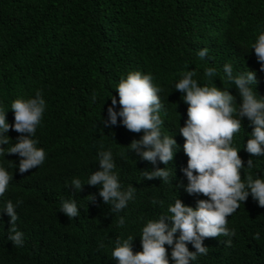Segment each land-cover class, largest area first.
Here are the masks:
<instances>
[{
  "label": "trees",
  "instance_id": "16d2710c",
  "mask_svg": "<svg viewBox=\"0 0 264 264\" xmlns=\"http://www.w3.org/2000/svg\"><path fill=\"white\" fill-rule=\"evenodd\" d=\"M260 32L264 0H0V109L12 125L15 99L34 97L40 89L46 102L32 137L46 153L42 165L19 172L21 158L7 153L20 135L14 130L7 133L9 144L0 145L5 149L0 167L13 175L0 196V210L12 201L16 230L23 233L21 246L8 240L10 217L0 211V264H118L112 258L117 240L131 236L133 252L142 251L143 227L171 215L168 209L176 199L192 207L208 199L185 190L188 157L179 129L187 121L188 105L175 84L194 71L199 86L227 89L239 109L242 98L224 72V65L231 64L233 76L253 71L257 82L249 86L258 99L264 97V70L252 48ZM202 49H207L203 59L198 56ZM206 68H215L216 74L207 77ZM133 71L151 74L161 89V133L177 142L167 165L131 150L143 131H129L119 116L115 125L104 124L112 96L120 111L116 88ZM241 124L232 146L244 162L241 180L247 184L249 174L264 179V155L246 151L254 125L247 117ZM101 151H111L121 190L135 188L134 198L118 212L103 202L102 185L87 184L100 170ZM156 168L169 171L167 182L143 178L145 171ZM74 178L85 183L81 191L71 186ZM66 200L76 202L77 217L60 211ZM227 220L234 235L205 238L207 254H198L190 264H264V207L250 190ZM256 233L259 240L253 238ZM165 247L169 264H174L172 246ZM188 247L195 251L192 244Z\"/></svg>",
  "mask_w": 264,
  "mask_h": 264
},
{
  "label": "clouds",
  "instance_id": "9594fccd",
  "mask_svg": "<svg viewBox=\"0 0 264 264\" xmlns=\"http://www.w3.org/2000/svg\"><path fill=\"white\" fill-rule=\"evenodd\" d=\"M255 56L264 70V32H260L256 42L252 45ZM207 49L198 52L204 58ZM227 79L232 81L242 98L239 109L235 106L236 97L227 89L218 87L199 86L193 79L194 71H187L183 78L175 84V89L183 93L182 99L188 105L187 121L179 129L185 138L183 150L188 157L187 167L183 169L188 183L185 190L189 194H202L208 199L197 201L196 207L188 206L181 199H176L168 211L171 215H162L156 221H149L143 227L141 244L142 251L133 252V237L129 236L122 243L117 240V246L112 251V258L118 264H169L168 251L165 245L172 246L171 259L174 264H190L196 260L198 254H207V247L203 244L205 238H216L220 235H234L227 228V217L234 213L240 202H246L249 190L260 207H264V179H253L247 176V184L241 180V169L245 166L239 155V150L232 146V140L242 124L244 117L254 125L251 138L247 140L246 151L252 156L264 155V97L257 98L256 92L249 86L256 84V75L253 71L233 76L231 64L224 65ZM216 74L215 68H206L205 75L212 77ZM119 96L120 111L115 110L117 98L111 97L112 104L108 107V120L105 126L115 125L117 117L122 118V124L129 131L143 136L133 140L131 150L143 159L155 163L157 158L167 165L173 160L177 142L173 137L161 133L164 123L159 115L162 103L158 93L160 88L153 84L151 74H142L139 71L128 73L126 79H121L116 88ZM93 93L92 100L95 101ZM46 102L42 90L38 89L34 97L17 98L11 104L14 112V124L7 122L6 111L0 109V145L9 144V130L20 135L7 153L18 154L19 172H29L42 165L46 158L43 148L37 147L38 141L33 139L37 127L41 124ZM239 117V118H237ZM0 155H5L4 147L0 146ZM100 170L93 172L87 181L88 185H102L99 195L105 204H111V210L118 212L127 206L128 201L134 198L135 188L129 186L126 191L116 174L113 173L115 163L111 151L99 153ZM247 167H253V161H247ZM195 173V174H194ZM143 178H161L167 182L169 171L166 168H156L145 171ZM13 179L4 167H0V196L8 188ZM85 183L74 178L71 186L81 191ZM92 201L95 196L91 195ZM22 201H17V204ZM10 217L8 240L15 246L23 244V233L16 230L18 219L15 206L8 201L0 210ZM65 215L73 219L79 215V209L74 200L64 201L60 207ZM170 221L171 223H168ZM123 217L119 225H123ZM14 233V234H13ZM179 233L177 237L175 234ZM259 240V233L253 237ZM192 244L195 251H190L188 244ZM231 244V240L227 241Z\"/></svg>",
  "mask_w": 264,
  "mask_h": 264
}]
</instances>
